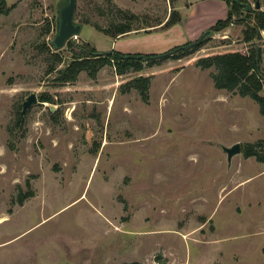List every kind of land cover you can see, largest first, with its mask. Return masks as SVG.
<instances>
[{"label":"rangeland","instance_id":"rangeland-1","mask_svg":"<svg viewBox=\"0 0 264 264\" xmlns=\"http://www.w3.org/2000/svg\"><path fill=\"white\" fill-rule=\"evenodd\" d=\"M63 1L5 0L11 10L0 16V264H264V162L241 151L228 164L221 149L258 143L264 156V116L197 65L254 47L264 75V30L245 42L252 23L241 13L181 59L123 75L104 66L60 84L78 47L161 55L198 41L229 9L222 0H75L80 32L55 50ZM256 1L264 13V0H244L251 11ZM171 11L180 21L162 28ZM130 14L134 29L151 27L120 38L95 28ZM139 77L145 99L131 84ZM30 94L37 104L19 129Z\"/></svg>","mask_w":264,"mask_h":264},{"label":"trees","instance_id":"trees-1","mask_svg":"<svg viewBox=\"0 0 264 264\" xmlns=\"http://www.w3.org/2000/svg\"><path fill=\"white\" fill-rule=\"evenodd\" d=\"M226 6L229 7L226 16L223 20L217 21L211 28V33H218L229 26L233 16H237L243 13L246 19H242L240 22L252 23V26H247L244 31L245 42L256 39L259 36L260 31L264 30V13L258 10L246 12L241 5L237 4L235 0H222ZM240 3H245L244 0H239ZM11 10V7H7L5 0H0V16L7 15ZM239 18V17H238ZM137 20V16L130 14L126 17V22L112 24L108 29H99L97 25L95 28L104 34L110 35L113 38L123 37L134 30L146 29L151 26H145L142 28H133L132 21ZM180 21L177 13L171 11L162 28H169ZM148 31V30H145ZM52 45V43H50ZM68 47L72 48L74 42L72 39L66 42ZM187 43L181 47H176L167 53L161 55H140V54H122L116 51L109 53H101L93 48L90 50L84 47H78V53H74L72 60L66 63L64 69H60L57 74L56 81L60 84L74 82L77 76L81 72H86L90 78H95L98 71L104 66H111L114 68L116 75H123L126 72L141 71L146 67H150L153 64L170 59H181L190 55L192 52L200 48L205 44V40L199 44L194 45L191 48H186ZM57 52V51H55ZM139 56L140 58H135ZM52 57L56 63H61L62 58L58 53H52ZM260 54L259 49L251 47L246 53L242 52H227L222 54H213L204 58H200L197 61V65L202 69L214 68L215 73L211 75L213 86L218 91L237 92L238 95L250 98L254 103L258 105L259 112L264 116V98L259 94L264 88V75L259 69ZM54 70V66L49 68V72ZM134 88H137L143 99L146 98V88L148 84L147 78H135L131 83ZM40 102H52V99L42 96ZM20 113V112H19ZM19 115V114H18ZM20 122V118H18ZM256 144L247 143L242 146V153L244 157H254L259 162H264V156H261L256 151ZM259 146V145H258ZM33 196V193L29 191L26 194H17L15 203L21 206L23 201L27 197ZM123 264H138L123 263Z\"/></svg>","mask_w":264,"mask_h":264},{"label":"water","instance_id":"water-1","mask_svg":"<svg viewBox=\"0 0 264 264\" xmlns=\"http://www.w3.org/2000/svg\"><path fill=\"white\" fill-rule=\"evenodd\" d=\"M237 4L241 5L245 9L246 12L250 11V7L246 3H240L239 0H235ZM259 4L258 1L255 3V10H259ZM74 9H75V0H64L62 5L59 8L58 11V20L56 24V34L53 39L52 46L55 50L60 49L63 47V45L70 40L71 38H74L72 41L74 42L76 36L79 34L81 26L76 24L74 21ZM213 35L209 30L205 31L200 39L198 41L191 43L190 45H187L186 48H191L195 44L199 45L201 44L205 38L208 36ZM135 58H140L139 56ZM37 104V99L35 94H30L27 96L24 100V102L21 105V110L19 113L20 118V125L19 129H21L23 124L24 115L27 112V110L32 106ZM222 151L226 154V160L229 164L232 157L236 154H239L241 152V147L238 143L234 144L231 147H221Z\"/></svg>","mask_w":264,"mask_h":264},{"label":"crops","instance_id":"crops-1","mask_svg":"<svg viewBox=\"0 0 264 264\" xmlns=\"http://www.w3.org/2000/svg\"><path fill=\"white\" fill-rule=\"evenodd\" d=\"M226 13H227V11H226ZM225 18V17H224Z\"/></svg>","mask_w":264,"mask_h":264}]
</instances>
